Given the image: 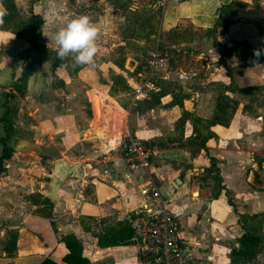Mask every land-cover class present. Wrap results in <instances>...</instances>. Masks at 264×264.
<instances>
[{"label":"crops","instance_id":"obj_1","mask_svg":"<svg viewBox=\"0 0 264 264\" xmlns=\"http://www.w3.org/2000/svg\"><path fill=\"white\" fill-rule=\"evenodd\" d=\"M80 1L88 6L94 0H36L32 4V11L43 19L40 42L56 50L49 43L64 21L82 14L78 10ZM229 1H170L162 7L159 29L168 31L187 24L195 30H207L213 27L219 9ZM15 2L19 13L28 18L29 0ZM263 4L261 0L258 7L237 8L238 16L227 29L233 42L245 40L250 45L264 42ZM108 12L109 9H104L103 15ZM49 21L52 26L47 31ZM23 56L27 57L24 62ZM233 57L239 59V55ZM42 59L10 30L0 28V117L5 114L8 118L4 95L14 89L19 77H22L23 100L19 99L27 109L30 107L26 100L48 93ZM240 64L242 66L233 71L241 72L249 80V86L264 85V58L256 64L244 60L236 63ZM237 84L238 88L245 87L240 82ZM234 92L235 89L224 90L229 98ZM158 103H152L150 108L159 107ZM172 104L170 108L177 107ZM26 108H23L25 114L33 116L27 127L29 131L7 122L11 134L7 144L13 154L4 160L5 171L0 173V264H39L49 254L59 259L64 251L57 240L63 234H73L85 242L82 255L88 261L86 264H142L133 237L127 245L100 247L95 235L118 221L131 225L140 216L144 202L140 188L148 181L154 183L169 202L170 209L177 213L179 234L189 243L191 253L187 264H229V248L243 232L238 223L239 214L264 213V185L255 179L260 166L250 158L257 150L255 139L244 133L240 135L235 119L228 127L210 126L213 136L203 147L196 144L198 131L192 137H183L182 145L173 150L178 153L175 162L158 160L141 168L126 164L113 150L96 153L98 159H75L56 139L61 135V124L56 121L58 127L54 126L51 115L48 117V112L41 107L37 113ZM91 111L93 113L92 104ZM90 121L89 118L88 125ZM100 122L93 119L91 126L96 129ZM144 124L137 121L129 131L147 145L143 140L153 138L154 133L148 134ZM3 135L4 128L0 124V137ZM256 138L264 144V134ZM147 146L158 158L171 152L159 150L156 145ZM188 147L198 148L197 156H186ZM1 148L0 144V152ZM210 159L215 162L217 186L210 177L215 172L207 174ZM193 192L196 195L193 196ZM35 195L51 202L50 218L38 215L37 211L45 214L48 209L31 198ZM11 230L16 231V249L14 255L8 257L2 244Z\"/></svg>","mask_w":264,"mask_h":264},{"label":"rangeland","instance_id":"obj_2","mask_svg":"<svg viewBox=\"0 0 264 264\" xmlns=\"http://www.w3.org/2000/svg\"><path fill=\"white\" fill-rule=\"evenodd\" d=\"M175 1L178 0L171 2ZM236 1L233 14L222 18L228 21V27L238 16L237 8L258 7L261 0ZM91 2L86 6L80 1L78 10L81 15L89 16L99 30L94 64L73 67V60L68 57L60 61L61 66L53 69L51 58L40 60L49 91L45 96L26 100L30 111L37 113L41 107L48 112V117L51 115L54 126L58 127L56 121L61 124L62 132L56 139L63 149L67 148L77 160L98 159L96 153L108 149L109 135H117L125 120L131 129L133 123L144 121L145 131L148 134L153 132L154 136L143 141L147 145H156L159 150L171 151L165 153L164 158L154 154L150 163L158 160L175 162L178 153L173 150L182 145L183 137H192L198 130L202 134L206 119L220 114L222 122L227 123L224 126L228 127L235 119L240 135L244 133V136L255 139L257 150L250 158L260 166V172L255 174L256 182L264 185V144L256 138L264 134V85L249 86V80L241 72L233 71L242 66L236 65L238 61L256 64L264 58V42L256 45L247 42L239 59L227 58L221 50L233 40L222 21L210 32L195 30L187 24L160 31L162 8L156 0ZM104 9H109L106 16L103 15ZM67 22L64 21L62 26ZM50 26L51 21L47 31ZM261 32L264 33V28ZM49 44L57 49L53 38ZM155 50L165 66V70L156 68V73L167 76L157 82L167 95L160 99L159 107L150 108L155 97L146 101L135 99L127 79H138V73L147 71V62ZM184 73H192L193 77L188 79ZM236 81L245 87L238 88ZM226 89H235L232 98L224 94ZM8 93L12 94V97L4 95L8 104V122L29 131L27 127L33 116L28 117L23 111L26 105L19 99L23 100L22 93L14 89ZM172 100L177 107L170 108ZM217 101L223 105V111L217 108ZM91 104L95 106V116ZM89 118L92 122L93 119L101 121L100 125L96 129L91 126L92 122L88 125ZM121 119L125 120L122 122ZM186 150L185 155L192 157L197 156L199 149L188 147ZM210 177L217 186V175L214 173ZM31 198L37 202L42 200L37 196ZM261 230L264 238V222ZM250 264H264V250Z\"/></svg>","mask_w":264,"mask_h":264},{"label":"trees","instance_id":"obj_3","mask_svg":"<svg viewBox=\"0 0 264 264\" xmlns=\"http://www.w3.org/2000/svg\"><path fill=\"white\" fill-rule=\"evenodd\" d=\"M36 0H29V17L24 18L16 7L15 0H1L2 6L7 10V14L2 18L0 22V28L10 30L17 39L26 42L30 49L33 50L38 59L51 58L52 68L55 69L61 66V59L56 55V50H52L46 47L42 42H40V27L43 24L42 17L32 11V4ZM237 5L236 0H230L227 4L223 5L218 12V16L213 27L206 30V32L212 31L221 21L223 22L224 29L228 27V21L225 19L223 21V16L233 14V8ZM247 45L245 40L234 41L228 46H224L221 50L222 54L227 57H233L236 55L241 56L244 46ZM27 59L26 56L22 57L23 62ZM23 68V66H22ZM22 77L17 79L18 84L14 86V90L21 94L20 83ZM259 88V87H258ZM261 88V87H260ZM166 94L164 89H160V92L154 95V102L158 103L160 98ZM7 97H12V94L6 93ZM152 97V98H153ZM217 108L223 111V105L218 101ZM7 114V111H6ZM7 118L4 116L0 117V124L3 125L4 135L0 137L1 152H0V173L5 171L3 166L4 160L10 158L13 154V150L7 144L10 138V132L7 128L10 125L7 123ZM206 127H204V132L200 135H196V142L198 146L203 147L205 142L213 136V133L209 130L210 126L221 124L226 125L227 123L222 122L220 114H215L211 119H208ZM210 166L208 168L209 172H215V163L213 159L209 160ZM217 174V172H215ZM41 198V204L44 208L48 209V212L43 214L38 212V215L50 218V209L52 207L51 202L47 198H42L39 195H35ZM264 222V213L255 214H239L238 223L242 228V234L234 239V244H232L227 253L229 264H250L256 260L257 256L264 250V238L261 230V224ZM7 240L3 242L2 248L6 252L8 257H11L15 253L16 249V231L11 230L8 232ZM96 243L100 247L107 246H119L127 245L130 239L133 237V229L129 222L118 221L103 229L102 232L95 235ZM57 243L63 249V255L57 259L56 257L49 254L46 256L39 264H86L88 261L82 255V251L85 248V242L76 237L73 234H63L58 237Z\"/></svg>","mask_w":264,"mask_h":264},{"label":"built area","instance_id":"obj_4","mask_svg":"<svg viewBox=\"0 0 264 264\" xmlns=\"http://www.w3.org/2000/svg\"><path fill=\"white\" fill-rule=\"evenodd\" d=\"M170 1L174 0H156V3L162 8ZM156 68L165 70L164 63L155 50L151 60L147 62V71L138 73V79H127L130 93L135 99L150 100L160 92L157 80H165L167 76L156 73ZM185 75L188 79L193 77L192 73ZM124 120L121 119L122 122ZM107 144V151H117L120 158L133 167H147L154 155L152 148L131 135L126 120L117 135H109ZM140 193L144 199L140 206V216L131 224L140 262L187 264L191 253L187 247L189 243L179 234L177 213L170 209L169 202L152 181L142 186Z\"/></svg>","mask_w":264,"mask_h":264},{"label":"clouds","instance_id":"obj_5","mask_svg":"<svg viewBox=\"0 0 264 264\" xmlns=\"http://www.w3.org/2000/svg\"><path fill=\"white\" fill-rule=\"evenodd\" d=\"M6 14L7 10L0 4V22ZM98 36L99 30L89 16H75L53 35L56 55L61 60L71 57L73 67L93 65Z\"/></svg>","mask_w":264,"mask_h":264},{"label":"water","instance_id":"obj_6","mask_svg":"<svg viewBox=\"0 0 264 264\" xmlns=\"http://www.w3.org/2000/svg\"><path fill=\"white\" fill-rule=\"evenodd\" d=\"M92 109H93V111H94L93 114H94V116H95V106H94V104L92 105ZM91 122H92V119H91V121H90V124H91ZM194 195H196V192H193V196H194Z\"/></svg>","mask_w":264,"mask_h":264}]
</instances>
